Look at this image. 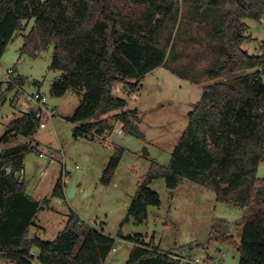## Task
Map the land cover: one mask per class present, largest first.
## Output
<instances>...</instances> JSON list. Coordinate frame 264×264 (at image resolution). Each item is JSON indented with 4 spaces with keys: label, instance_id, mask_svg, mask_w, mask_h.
I'll return each instance as SVG.
<instances>
[{
    "label": "trees",
    "instance_id": "trees-1",
    "mask_svg": "<svg viewBox=\"0 0 264 264\" xmlns=\"http://www.w3.org/2000/svg\"><path fill=\"white\" fill-rule=\"evenodd\" d=\"M263 11L264 0H0V57L24 22L33 19L19 55L35 58L52 47L49 68L60 74L50 94L81 96L66 116L77 124L75 136L111 133L119 122L123 132L144 138L137 110L126 109L127 100L113 95L115 82L133 90L158 66L195 83L211 80L192 103L168 164L151 165L123 222L143 223L148 206L160 205L149 187L153 180L162 178L173 190L186 178L213 190L217 201L244 210L238 264H264V176H257L264 163V42L259 54L242 48L250 38L244 19H258ZM200 41L196 48L194 42ZM188 49L209 54L203 67L192 65V56L184 55ZM183 55L178 70L171 63ZM13 81L21 85L25 80L17 74ZM37 128L34 110L21 112L7 123L0 144L32 136ZM31 147L21 143L0 152V257L14 264H103L115 239L86 227L73 212L53 240L29 235L37 212L49 202L25 191L20 171ZM119 153L109 158L102 182L110 181ZM52 196L64 197L61 178ZM135 236L127 237L134 245L124 264H198L143 245L140 234ZM33 247L38 250L32 252Z\"/></svg>",
    "mask_w": 264,
    "mask_h": 264
},
{
    "label": "rangeland",
    "instance_id": "rangeland-1",
    "mask_svg": "<svg viewBox=\"0 0 264 264\" xmlns=\"http://www.w3.org/2000/svg\"><path fill=\"white\" fill-rule=\"evenodd\" d=\"M244 21L250 38L242 43V48L259 54L264 42V11L260 18H245ZM192 24L196 27V22ZM31 26L32 19L24 22V28L15 34L0 57V136L10 118L28 107L25 102L16 105L18 95L39 91L46 96V104L54 110V116L45 127H38L34 136L20 135L13 142L33 143L24 154L20 175L27 194L37 200L49 201L48 206L37 214V220L45 228L37 234L53 240L73 212L86 227L102 229L115 239L116 250L104 264H124L134 245L127 237H136L135 234H140L138 241L143 245L187 255L189 260L198 264H238L237 247L244 210L217 201L213 190L186 178L181 179L173 190L165 186L162 178L153 180L149 187L158 193L160 205L148 206L143 223L132 218L123 222L139 182L153 163L168 164L187 124L192 103L199 100L203 87L212 81L202 77L195 83L179 77L165 66H158L148 72L133 90L123 82H115L113 95L127 100L126 109L137 110L140 118L137 124L144 138L118 133L119 122L105 139L75 136L73 128L76 125L66 116L73 112L81 96L71 91L62 96L50 94L56 75L49 68L52 47L35 58L28 54L19 55L23 36ZM200 43L194 42L193 45L198 48ZM186 53L192 56L189 59L192 65L199 68L209 57V54L198 55L190 49L184 55ZM184 55L171 65L182 69ZM10 68L14 69L13 76L21 75L25 81L8 89L5 76ZM261 80L264 82V70ZM116 151H120L119 162L110 181L104 183L101 181L103 169ZM40 152L44 154L42 157ZM257 176H264V163L258 167ZM60 178L63 198L52 196V189ZM0 264L14 263L0 257Z\"/></svg>",
    "mask_w": 264,
    "mask_h": 264
},
{
    "label": "built area",
    "instance_id": "built-area-1",
    "mask_svg": "<svg viewBox=\"0 0 264 264\" xmlns=\"http://www.w3.org/2000/svg\"><path fill=\"white\" fill-rule=\"evenodd\" d=\"M13 69L10 68L6 71L5 81L7 84H16L13 81ZM23 102L27 103L28 107L32 106L34 112H35V119L37 121V127L43 128L46 126L49 119H51L54 116V110L50 108L46 104V96L40 93L39 91H36L34 93H25L22 92V94L18 95L16 105H21ZM27 107L26 110L22 112H27L30 109ZM120 124V123H119ZM117 125V122L114 123V128ZM118 133L122 134V128L121 126L117 129ZM110 133H103V134H97L94 132H89L88 137L89 139H105L108 137ZM44 154L42 152L39 153V156L42 157ZM116 250L115 247L111 249V252H114Z\"/></svg>",
    "mask_w": 264,
    "mask_h": 264
},
{
    "label": "crops",
    "instance_id": "crops-1",
    "mask_svg": "<svg viewBox=\"0 0 264 264\" xmlns=\"http://www.w3.org/2000/svg\"><path fill=\"white\" fill-rule=\"evenodd\" d=\"M28 21H29V20H28ZM30 21H31V19H30ZM32 24H33V19H32ZM22 44H23V42H22ZM20 47H21V46H20ZM54 71L56 72L55 77L58 76V75L60 74L59 71H56V70H54ZM28 83H31V81H28ZM67 92H68V91H67ZM69 92H70V91H69ZM71 92H72V91H71ZM18 115H19V114H18ZM18 115H14L12 118H10V120L13 119L14 117L18 116ZM69 115H70V114H69ZM10 120H9V121H10ZM138 120H140V118H139ZM9 121H8V122H9ZM8 122H7V123H8ZM7 123H6V129H5V131L7 130ZM74 125H77V124L74 123ZM75 127H76V126H75ZM75 127L73 128V131L75 130ZM2 134H3V133H2ZM18 136H20V135H17L16 138H15L12 142H9V143H1V144H0V147H1V148H0V152H1L4 148H7V147L12 146V145L21 144V143H27L26 141H25V142H21V143H13V142H15V140L17 139ZM21 136H22V135H21ZM32 136H34V135H32ZM24 137H28V136H24ZM29 137H31V136H29ZM10 143H12V144L9 145ZM7 144H8L9 146H7ZM29 144L32 145L33 143H29ZM32 146H33V145H32ZM260 165H261V164H260ZM33 198H34V197H33ZM35 199H36V198H35ZM47 206H48V205H47ZM42 209H43V208H42ZM40 210H41V209H40ZM40 210H39V211H40ZM39 211H38V212H39ZM38 212H37V214H38ZM37 214H36V217H35V219H34V224L31 225L30 228H29V235H30V236H34V235H35V236L40 237L37 233H40V232H39L40 230H44V231H45V228H44V226H42V225L40 224V221L37 220ZM240 223H241V222H240ZM32 226H33V231L30 232V229H31ZM59 231H60V230H59ZM59 231H58V232H59ZM58 232H57V233H58ZM40 238H41V237H40ZM42 239H43V238H42ZM131 249H132V248H131ZM160 249H162V248H160ZM162 250H165V249H162ZM130 251H131V250H130ZM112 253H113V252H110V254H112ZM129 253H130V252H129ZM110 254H109V255H110ZM172 254L175 255V256L177 255V257H179V258H181V259H183V260H188V261H192V262H194L193 260H189V259H188L189 257H188L187 255L184 256V255H180V254H177V253H172ZM109 255H108V256H109ZM107 258H108V257H107ZM107 258H106V259H107ZM127 258H128V256H127ZM105 261H106V260H105ZM105 261H104V263H105ZM125 261H126V260H125ZM104 263H103V264H104ZM124 263H125V262H124Z\"/></svg>",
    "mask_w": 264,
    "mask_h": 264
},
{
    "label": "water",
    "instance_id": "water-1",
    "mask_svg": "<svg viewBox=\"0 0 264 264\" xmlns=\"http://www.w3.org/2000/svg\"><path fill=\"white\" fill-rule=\"evenodd\" d=\"M37 250H38L37 247H33V248H32V252L37 251Z\"/></svg>",
    "mask_w": 264,
    "mask_h": 264
}]
</instances>
